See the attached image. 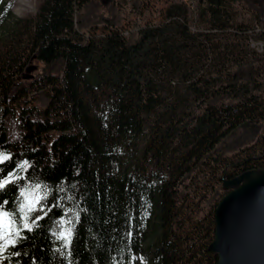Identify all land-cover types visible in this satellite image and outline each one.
Here are the masks:
<instances>
[{"label":"trees","instance_id":"1","mask_svg":"<svg viewBox=\"0 0 264 264\" xmlns=\"http://www.w3.org/2000/svg\"><path fill=\"white\" fill-rule=\"evenodd\" d=\"M145 6L0 0V264L217 263L223 180L264 169V0Z\"/></svg>","mask_w":264,"mask_h":264},{"label":"water","instance_id":"2","mask_svg":"<svg viewBox=\"0 0 264 264\" xmlns=\"http://www.w3.org/2000/svg\"><path fill=\"white\" fill-rule=\"evenodd\" d=\"M209 246L216 264H264V169L224 179Z\"/></svg>","mask_w":264,"mask_h":264},{"label":"rangeland","instance_id":"3","mask_svg":"<svg viewBox=\"0 0 264 264\" xmlns=\"http://www.w3.org/2000/svg\"><path fill=\"white\" fill-rule=\"evenodd\" d=\"M47 0H3L4 6L8 7V12L12 13L14 19H22V20H32L37 15L39 9L43 5V3ZM142 3H145V9L140 17L130 16L126 20V24L130 25L132 23L145 24L147 22H155L160 20L159 11L164 9L170 1L177 2H187L190 7H194L197 3V0H141ZM93 3H96L97 6H109V5H124V4H133V0H93ZM237 10L238 18L242 22H248L253 24L254 16L253 13L248 11L247 9L242 8L238 4L235 5ZM3 33H0V51L4 52L5 46H2L1 41H7L6 37L3 38ZM3 38V39H2ZM4 47V48H3ZM206 179L201 177V182L204 183ZM36 188L35 191H37ZM226 193V192H225ZM200 194V193H199ZM180 195H185L190 200H196V193L193 188L184 189L181 187ZM209 194L207 193L206 196Z\"/></svg>","mask_w":264,"mask_h":264},{"label":"snow or ice","instance_id":"4","mask_svg":"<svg viewBox=\"0 0 264 264\" xmlns=\"http://www.w3.org/2000/svg\"><path fill=\"white\" fill-rule=\"evenodd\" d=\"M3 159H8V157L5 156V157H3ZM5 183H7V181ZM3 186H4L3 184H0V188H3ZM9 242H11V241H9Z\"/></svg>","mask_w":264,"mask_h":264}]
</instances>
